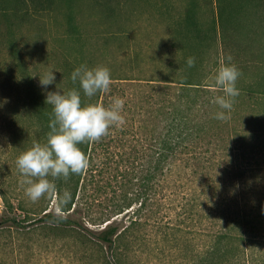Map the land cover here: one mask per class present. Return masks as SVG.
Segmentation results:
<instances>
[{
  "label": "rangeland",
  "instance_id": "obj_1",
  "mask_svg": "<svg viewBox=\"0 0 264 264\" xmlns=\"http://www.w3.org/2000/svg\"><path fill=\"white\" fill-rule=\"evenodd\" d=\"M251 3L253 0H0V15H5L0 16V117L9 110L10 98L18 93L14 77H23V81L34 78L39 83V75L54 70L56 82L48 90L62 91L65 82L58 79H62L64 65L70 74L80 65L107 67L111 78H121L112 80L106 93L111 103L114 98L124 101L119 126H128L131 118V124L141 126L138 138L147 145L153 132L162 131L164 114L173 103L186 101L181 99L178 86L170 87L165 80L179 81L192 74L199 83L201 113H208L211 122L204 136L206 142H215V166L209 170L207 163H194L187 169L182 161L181 170L214 172L215 180L223 177L222 185L227 180V158L264 161V29L257 23L264 19V9L238 10ZM14 8L18 20L13 17ZM189 13L194 16L191 25ZM236 14L242 16L245 26L234 38L227 33V23ZM249 32L257 35L248 42L251 51L240 39L247 42ZM188 57L195 58L193 67H188ZM224 64H235L241 75L236 82L240 93L228 118L221 121L214 118L219 108L213 100L223 95V90L215 86L214 78ZM196 112L200 114L198 109ZM136 143L137 138L132 146ZM227 148H233L231 157ZM16 159L0 158V188L17 209L16 215L27 219L19 202L23 200L28 210L36 211L43 196L33 202L25 195L27 185L22 183L25 178L16 167ZM114 159L104 175L97 171L94 177H87L88 186L80 199L88 205H79L73 216L84 220L94 232L106 225V218H114L122 230L138 219L120 242L126 264H196L199 246L205 247L210 239L198 237L196 230L218 229L220 224L204 219L201 227L195 214L193 220L182 217L180 206L184 196L194 192V185L185 184L177 190L179 200L174 208L163 199L170 190L160 189L159 205L152 211L147 206L140 209L138 216L146 198L147 159L138 160L144 164L140 168H136L134 158L124 163ZM105 160L96 159L99 169ZM258 180L251 181L256 190ZM262 182L258 190L264 200V179ZM97 186L102 191H96ZM117 205L121 210L115 209ZM0 209L2 215L1 200ZM33 214L29 220L36 217ZM106 254L100 244L82 242L74 232L39 225L21 232L0 231V264H108Z\"/></svg>",
  "mask_w": 264,
  "mask_h": 264
},
{
  "label": "trees",
  "instance_id": "obj_2",
  "mask_svg": "<svg viewBox=\"0 0 264 264\" xmlns=\"http://www.w3.org/2000/svg\"><path fill=\"white\" fill-rule=\"evenodd\" d=\"M261 8L264 9V0H253L251 4L239 6L238 10ZM13 11L14 19L18 20L20 18L18 10L14 8ZM187 17L188 24H193L194 16L189 13ZM244 22L245 20L243 21L239 14L231 16L227 23V33L234 38L240 36L239 30L245 26ZM257 23L264 29V19H258ZM248 34L250 39L247 42L243 38L240 39L245 43V49L251 51L248 42L251 39L254 41L257 35L253 32ZM64 66L60 73L62 79L57 78L58 82H65L63 91L78 90L82 105L100 104L106 108L111 105L107 91L98 92L92 97L85 96L79 81L73 83L71 80L68 65ZM187 76L188 78L179 81L165 80L170 87L178 86L181 99L185 97L186 101L184 104H179L178 101L173 103V106L164 114L161 122L162 131L153 132L147 145H143L141 138H138L141 126L136 127L133 123L131 124V118L128 119L130 123L128 126L112 125L108 133L99 140L80 144V149L88 158L87 169L81 174H70L66 179L48 176L47 179L55 185V191L43 196L39 210H28L23 200L19 202V208L23 210L28 220L16 215L17 209L1 187L0 200L4 204V210L0 215V231L21 232L30 229L33 225H39L43 229L52 231L74 232L82 242L95 241L98 245L100 244L104 253H107L105 256L108 264H126L120 242L124 232L130 231L138 219L122 230L117 221L113 220L114 218H106L103 222L106 225L94 232L82 222L84 220L75 218L73 214L78 213L79 205H88V202L80 199L82 192L87 189L88 176L94 177V172L97 173V171L98 175H104V171L108 172L111 168L109 164L115 162L114 158H120L122 161L120 163L134 158L133 162L136 164L139 159L146 158V198L137 211V215L140 209L146 206L152 211L155 205H159L160 200H157V197L160 189L162 192L170 190L163 195V199L169 207H176L179 200L177 190L185 184H192L195 187L194 192L187 193L184 196L183 205L180 206L182 217L184 216L185 221L193 220L195 214L201 227L204 226V219L215 221V225L220 224L218 229L196 230L198 237H210L208 245L199 246L196 264H264V200L258 190L264 179V161L261 162L259 158H227V166L224 168L227 180L222 185L223 177L215 180L214 172L200 174V171L195 169L190 173H183L181 170L183 169L182 161L188 165L187 169H191L192 166L189 165L194 163L197 165L207 163L205 168L213 169L215 163L212 162L216 154L215 142H206L204 136L211 122L207 119L208 113H201L198 103L199 83L193 78L194 75ZM18 78H12L18 93L14 98L13 96L10 98L9 110L6 113L3 112L0 117V158H17L36 143L46 144L47 134L50 131L49 122L54 118L52 105L45 104V93L39 83L34 78L28 81H23V77ZM120 79L112 78L114 81ZM196 109L200 114H197ZM135 138L137 143L132 146ZM140 145L141 148L138 149L137 146ZM232 150L233 148H227V156L233 155ZM99 158L106 159L102 162V169H99L95 163ZM210 163H212L211 167ZM143 165L138 164L136 168ZM217 167L220 168L221 164ZM126 178L128 177L123 176L124 180ZM257 178L259 180L256 182L258 187L256 190L251 181ZM226 185L227 188H225ZM102 189L101 186H97L96 191H102ZM65 192L70 193L71 199L61 204L60 201ZM53 205L55 207L52 208ZM117 206L115 209L121 210V206ZM91 207L93 205L89 204V208ZM31 213H34L36 217L29 220ZM88 214L90 215L89 210ZM90 221L93 222V218ZM175 229L176 227L173 226L172 230ZM162 235L164 237L166 235L164 230Z\"/></svg>",
  "mask_w": 264,
  "mask_h": 264
},
{
  "label": "clouds",
  "instance_id": "obj_3",
  "mask_svg": "<svg viewBox=\"0 0 264 264\" xmlns=\"http://www.w3.org/2000/svg\"><path fill=\"white\" fill-rule=\"evenodd\" d=\"M187 65L193 67L195 58L188 57ZM240 75L235 64H224L218 69L214 78L215 86L222 88L223 95L213 100L219 108L215 119L222 121L228 118L234 98L240 93L236 87ZM70 78L73 83L79 81L87 97L107 91L112 82L107 67L89 68L80 65L74 69ZM55 82L54 70L39 75L45 104L52 105L54 117L49 122L46 144L36 143L16 159V167L25 178L22 183L27 185L25 195L33 202L55 191V185L47 179L48 176L66 179L70 174H81L87 169L88 158L80 149V144L97 141L108 133L110 126L123 123V99L114 98L107 108L100 104L82 105L80 92L76 89L67 92L48 90V86ZM70 199V193L65 192L60 203H67Z\"/></svg>",
  "mask_w": 264,
  "mask_h": 264
}]
</instances>
